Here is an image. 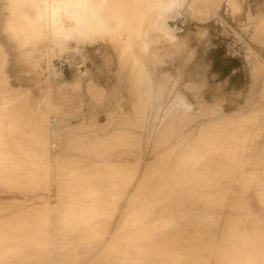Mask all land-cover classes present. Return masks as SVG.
<instances>
[{
  "label": "rangeland",
  "instance_id": "rangeland-1",
  "mask_svg": "<svg viewBox=\"0 0 264 264\" xmlns=\"http://www.w3.org/2000/svg\"><path fill=\"white\" fill-rule=\"evenodd\" d=\"M86 1L82 17L75 0H0V110L17 132L6 137L34 148L18 163L0 156L9 175L0 183V234L21 238L0 239V264H264V0H238L235 15L224 0L208 18L198 0L166 17L167 0ZM49 5L59 12L54 23ZM91 14L107 38L90 34ZM179 14L181 33L171 23ZM57 59L68 62L63 72ZM203 131L213 153L201 148L183 166L192 180L173 177L162 199L145 197L165 178L142 181L147 170L165 159L172 166ZM251 147L258 161L241 164L244 172L218 159ZM81 170L68 189L83 204L75 212L109 211L82 226L56 213L58 178ZM124 238L147 246L121 253Z\"/></svg>",
  "mask_w": 264,
  "mask_h": 264
},
{
  "label": "bare ground",
  "instance_id": "bare-ground-1",
  "mask_svg": "<svg viewBox=\"0 0 264 264\" xmlns=\"http://www.w3.org/2000/svg\"><path fill=\"white\" fill-rule=\"evenodd\" d=\"M75 1L76 2L72 4L71 8L74 9V11H76V12H80L82 14V17L83 16L85 17V12L87 11V9H89L87 1L86 0H75ZM101 1H103V0L98 1V6H100ZM198 1L204 10L203 17L208 18V16L211 15V10H214V14H216L217 10L222 5L224 0H198ZM184 3H185V0H167V1L163 2V5L159 8V14H161L163 17H166L167 14L180 10L183 7ZM227 6H228V8H230L233 15L238 14L242 11V6L238 2V0H227ZM58 13L59 12L55 7H53L52 5H49L46 8L47 20L51 23H54V21L56 20V18L58 16ZM179 15H181V14H179ZM131 17L132 16H130V19H131ZM135 19H137V18L131 19L130 21L127 22V24L129 22H132ZM248 19L249 20H248L247 24L245 25L244 29H247L249 22H251V18H249V16H248ZM88 22L90 25V34L93 36V38H103V37L107 38L106 32L103 31V29L98 24L97 19L92 14L90 16H88ZM124 25L126 26V23H124ZM164 32L166 34L168 33V31L165 29H164ZM249 49H248V51H249ZM0 78L4 82V80H3V69L0 70ZM4 91L8 92L9 90L6 87V89ZM136 109L138 110L139 108L136 107ZM0 116L3 119L8 121V124H6V127H4V126L0 127V156H7L13 162L18 163L20 161L21 154H24L26 150H32L34 148L31 146V144H23V143L15 140L14 138H12V140L10 141L9 138H7L6 136L7 135H13V134L17 133L16 127L13 124L14 118H12V115L5 108L0 110ZM171 116L172 117H170V120H169V121H171V123H168V126L166 127L167 128L166 130L169 132L172 130V125L175 123V116L174 115H171ZM244 121H247V119ZM239 125H237V127ZM242 125H244V123L241 124V126ZM236 129H237L236 127H233V129H230V131H234L232 133V137H233V140L236 141V148L239 147V148L244 149L243 143L245 142V138H241V136L234 135L237 131ZM240 135H243V134H240ZM207 140H208V137H205V131H203L195 139L194 145L190 146L189 149L186 151V153L184 152V154L179 155L178 157H176L174 159V163L172 166H171V162L169 161V159H165L163 162L157 164V166H155L154 168L147 170L142 181H146V182L151 181L154 178V175L157 173H160V175H164L165 178L162 181V183L164 184V187L160 188V189H157L156 185L152 186L151 182H150L145 188V191H144L145 197L150 198L154 195H158L157 196L158 199H162L165 195H167L170 192V188L173 187V185H175L176 180H177V182H181L182 184H187V182H190L192 179L189 177V174L182 171V168L185 164H193V163L197 162V160L200 156L198 151L201 148L203 150L202 152L213 153L212 152L213 150L210 149L209 143L206 142ZM45 144L46 143H42V146L44 147ZM39 147L41 148L40 145H39ZM241 150H239L240 153H238V154L234 150L225 151L219 155V156L223 155V157L222 158L219 157L218 159L227 161V163H232V166L235 168L236 171L244 172L241 164L243 166H245L247 163H249V164L253 163V162L256 163L258 160L256 161V159L253 155L252 147L250 148L251 152L249 154H245L244 156H242ZM49 166H50V164L47 163V166L45 168L47 170L48 174L50 173L49 172ZM169 168H170V171L166 172ZM50 169H51V167H50ZM228 169H231V167H229ZM84 174L85 173L83 172V170H81L79 172L71 173L70 175H64L63 177L58 178V180H59L58 191H59L60 196H61V202L58 204V206L63 205L62 212L59 210L60 207L56 208V213H58V212L62 213V215L59 217L60 221H62V218L66 217V215L68 216L69 214H73V219H74L75 223L82 226V225H86V223L89 220L93 221L95 219H99L100 217L106 216L108 214V212H109L108 210H107L108 212L103 211L101 214V213H91V212L84 210L80 207H79V211L76 213L75 210L73 209L74 206H82L83 204L81 201H78V199L75 198L74 193L73 194L70 193L69 190H70L71 185L77 180L78 176H83ZM4 177L6 178L7 181H9V175H4V174L0 173V183L3 181ZM173 177H177V178H175L176 179L175 181H173ZM60 185H62L63 188ZM60 188H61V190H60ZM65 190H68L67 193L62 194V192L65 193ZM63 196H65V200H62ZM145 199L148 200L147 198H145ZM244 209L246 210L245 207H242V210H244ZM45 212H47L46 208H44V210L42 211V216L39 215L41 222L38 219L39 223L40 224L43 223L44 225L46 223L45 222L46 221L45 220L46 215L44 214ZM22 224H24V226H26L28 224V222L26 224L24 221ZM40 226H42V224ZM40 229L41 228H39V230ZM44 231L45 230H41L42 233ZM44 233H46V232H44ZM16 234H18V232L14 233V231H13L11 233V236H7V238L6 237L3 238V235L0 234V239H5L8 241H18L21 238L16 240L18 237V236L17 237L15 236ZM23 237L27 238L26 242L28 243L27 244L25 242V243H23L24 245L25 244L29 245L30 243L33 246L37 245V239L35 240V237L28 236L27 234L26 235L24 234ZM261 238L263 239L261 245H263L264 244V236H261ZM44 240L47 241L46 238ZM121 240H123V241L118 243V246H116L115 249L116 250L118 249V251L121 253H127V252H130L131 249L134 250V248L136 249L139 247L147 246L144 244H145V242H147L148 239L143 240L141 243H139L135 246L129 245L125 238L121 239ZM19 242H20V240H19Z\"/></svg>",
  "mask_w": 264,
  "mask_h": 264
},
{
  "label": "built area",
  "instance_id": "built-area-1",
  "mask_svg": "<svg viewBox=\"0 0 264 264\" xmlns=\"http://www.w3.org/2000/svg\"><path fill=\"white\" fill-rule=\"evenodd\" d=\"M183 15H178L176 18H174L171 23H173V27L176 28L179 33L182 32L184 24L183 21ZM233 56V55H231ZM54 69L63 72L68 67V62L65 59H57L54 61Z\"/></svg>",
  "mask_w": 264,
  "mask_h": 264
},
{
  "label": "crops",
  "instance_id": "crops-1",
  "mask_svg": "<svg viewBox=\"0 0 264 264\" xmlns=\"http://www.w3.org/2000/svg\"><path fill=\"white\" fill-rule=\"evenodd\" d=\"M250 230H251V235H252V237H254L256 233H258V232L256 231L257 229H256V227H255L254 224L251 225ZM256 236H257V235H256ZM256 236H255V237H256ZM173 259L175 260V258H173ZM146 260H147V263H149L150 257H148V255H147V257H146ZM194 260L197 262V259H196V258H194ZM261 264H262V263H261Z\"/></svg>",
  "mask_w": 264,
  "mask_h": 264
}]
</instances>
